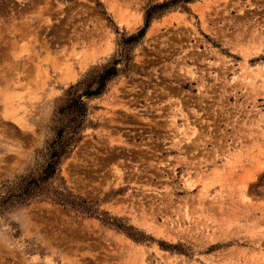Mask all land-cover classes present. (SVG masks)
I'll list each match as a JSON object with an SVG mask.
<instances>
[{
	"label": "rangeland",
	"instance_id": "obj_1",
	"mask_svg": "<svg viewBox=\"0 0 264 264\" xmlns=\"http://www.w3.org/2000/svg\"><path fill=\"white\" fill-rule=\"evenodd\" d=\"M165 1L0 0V264H264V0Z\"/></svg>",
	"mask_w": 264,
	"mask_h": 264
},
{
	"label": "trees",
	"instance_id": "obj_2",
	"mask_svg": "<svg viewBox=\"0 0 264 264\" xmlns=\"http://www.w3.org/2000/svg\"><path fill=\"white\" fill-rule=\"evenodd\" d=\"M173 1L174 0L165 1L160 4L153 5L149 9H147L145 11L143 27L138 30L136 35H130L127 38L133 39L135 36H138L141 34L142 30L148 24L150 12L152 9L166 7L170 5L171 3H173ZM185 1H188V0H185ZM115 65H116V61H113L110 64V66L104 65L102 67L103 69L98 75L97 81L95 82L96 86L94 88L91 89L89 86L90 83H86L85 88L82 90L80 94L71 95L67 99V101L71 102L75 108V111H76L75 117L83 115V112H84L83 103L81 102L80 97L81 96L88 97V96H94V95L99 94L104 87V80L116 74L117 68L115 67ZM75 86L76 84L70 85L65 91V93L66 94L70 93L75 88ZM80 125H81V117L75 119V122H73L72 124L63 125L65 126L67 130L65 131V133L63 131L64 127L57 129L55 138L51 140V142L47 146L48 153H49V159L41 171L42 175L47 176L53 173L58 159L64 156L67 153L70 144L75 142V140H77L78 130L80 128Z\"/></svg>",
	"mask_w": 264,
	"mask_h": 264
},
{
	"label": "bare ground",
	"instance_id": "obj_3",
	"mask_svg": "<svg viewBox=\"0 0 264 264\" xmlns=\"http://www.w3.org/2000/svg\"><path fill=\"white\" fill-rule=\"evenodd\" d=\"M4 2H5V1H4ZM7 2H8V1H7ZM5 3H6V2H5ZM5 3H4V4H5ZM9 5H10V4H9ZM9 5H7V6L9 7ZM0 7H1V5H0ZM2 7H4V6H2ZM2 7H1V8H2ZM24 9H26V8H24ZM24 9H23V10H24ZM1 10H2V9H1ZM4 10H5V9L3 8V11H4ZM9 11H12V10H9ZM9 11L6 10L5 12L7 13V12H9ZM19 11H20V9H19ZM15 12H16V11H15ZM17 12H18V11H17ZM2 13H3V12H2ZM9 13H10V12H9ZM9 13H8V14H9ZM8 14H7V15H8ZM5 15H6V14H5ZM6 17H8V16H6ZM189 69H190V68H189ZM193 76H194V75H193ZM196 78H197V77H196ZM262 79H263V82H264V76L262 77ZM171 121H172V120H171ZM171 123L174 124L175 121L173 120ZM187 127H188V126H187ZM186 130H187V129H186ZM183 132H184V131H182V133H183ZM191 133H192V132H191ZM187 137H188V136H187ZM188 138H189V137H188ZM184 180H185V179H184ZM186 183H187V182H186Z\"/></svg>",
	"mask_w": 264,
	"mask_h": 264
}]
</instances>
